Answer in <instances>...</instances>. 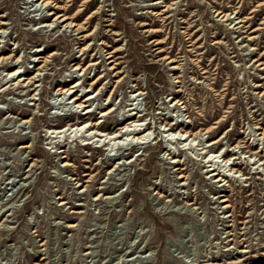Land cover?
<instances>
[{
	"label": "rangeland",
	"instance_id": "1",
	"mask_svg": "<svg viewBox=\"0 0 264 264\" xmlns=\"http://www.w3.org/2000/svg\"><path fill=\"white\" fill-rule=\"evenodd\" d=\"M0 264H264V0H0Z\"/></svg>",
	"mask_w": 264,
	"mask_h": 264
},
{
	"label": "bare ground",
	"instance_id": "2",
	"mask_svg": "<svg viewBox=\"0 0 264 264\" xmlns=\"http://www.w3.org/2000/svg\"><path fill=\"white\" fill-rule=\"evenodd\" d=\"M58 16H62V15H58ZM67 19V17H65V16H62V18L60 19V21L61 22H63V21H65ZM241 21V20H240ZM65 24L66 25H71V21H67V22H65ZM79 28H81V26L80 25H78L77 26V29H79ZM95 29V28H94ZM15 73H17L16 71H12L11 72V75L13 76ZM9 74V73H8ZM18 76V75H17ZM25 83V82H24ZM77 85V83L75 84V86ZM65 91H68L69 92V89L68 88H66V90ZM90 95H92V94H90ZM89 94H84V96H85V100H83V101H76V100H79L81 97H79V96H77V95H73V97H71V99H73L72 101H75L76 102V107H81V106H83V108L82 109H84V112H89V105H87V106H84L83 105V103L86 101V100H89V99H91L92 98V96H90ZM133 95V97H134V95L135 94H132ZM131 104H132V102H131ZM132 109H135V108H132ZM112 109H109L108 111H106V112H109V111H111ZM129 110V109H128ZM106 112H103V113H106ZM130 112V111H129ZM128 112V113H129ZM134 112H132L131 114H133ZM137 113H138V111L137 112H135V115H137ZM125 115H127V114H125ZM140 114H138L137 116H139ZM132 119V118H131ZM161 119V118H160ZM130 120V119H129ZM134 121H139V120H132V121H126L124 124H122V125H120V126H118L115 130H113L111 133H106V132H103L102 131V135L105 133V134H111V135H113V134H117V133H121V135H125V133L124 132H126L127 130H129L130 132L129 133H131V132H134V134H133V137L137 134V136L136 137H134V138H136V140L137 139H139L138 141H136V144L137 143H143V142H140V140H142V138H147L146 136H148L147 134L149 133V129H144L143 128V130L142 131H139V129H141V127H136L137 125L139 126V125H143V122H139V123H137V124H133L132 122H134ZM85 123L86 122H84V124H82L83 126H85ZM131 123L133 124V128H131V129H129L128 127L131 125ZM171 124V123H170ZM78 123L77 124H71L70 125V127H73L75 130L78 128ZM132 126V125H131ZM69 127V128H70ZM144 127V126H143ZM67 129H68V127H66ZM125 128V130L122 132V130ZM78 130V129H77ZM58 132H60L59 130H58ZM128 132V131H127ZM172 132V135L173 136H175V135H179L178 137H176L177 139H180V137L182 136V135H187L186 134V132H181V130H176V131H171ZM180 133V134H179ZM99 134V133H98ZM101 134V133H100ZM201 134H203V133H201ZM102 135H100V136H102ZM194 137H196V136H198V135H200V133H194ZM187 136H190V135H187ZM184 137L183 138V140L184 139H186V138H188V137ZM113 138V137H112ZM115 138H116V136H115ZM193 139V138H192ZM201 141V140H200ZM212 143H214V142H212ZM209 144H211V143H209ZM208 144V145H209ZM102 145H103V148H104V150H107L108 149V147H109V143L108 142H104V143H102ZM110 147H112V146H110ZM165 149H166V147H165ZM172 157V156H171ZM229 159L230 158H227V159H224V158H222V161H224V163L226 164V162L227 161H229ZM230 164V163H229ZM230 166V165H229ZM212 168V167H211ZM256 168V167H255ZM230 171H232V167L230 166V168H228ZM211 171H212V174L213 175H215V176H225V177H227L228 176V174L227 173H223V172H221L220 171V169L219 168H216V166H215V168L213 167L212 169H211ZM225 172V171H224Z\"/></svg>",
	"mask_w": 264,
	"mask_h": 264
}]
</instances>
